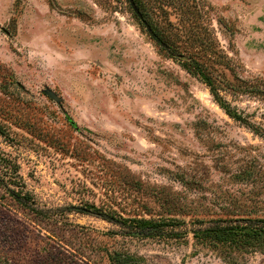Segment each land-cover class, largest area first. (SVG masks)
I'll list each match as a JSON object with an SVG mask.
<instances>
[{"label": "rangeland", "instance_id": "1", "mask_svg": "<svg viewBox=\"0 0 264 264\" xmlns=\"http://www.w3.org/2000/svg\"><path fill=\"white\" fill-rule=\"evenodd\" d=\"M138 2L167 47L129 0H0V152L41 208L175 218L168 231L183 236L124 235L76 212L32 221L0 187V264H111L114 250L141 264H264V243L193 235L215 220L264 226V134L179 62L264 79V0ZM226 96L264 128L263 98Z\"/></svg>", "mask_w": 264, "mask_h": 264}, {"label": "trees", "instance_id": "2", "mask_svg": "<svg viewBox=\"0 0 264 264\" xmlns=\"http://www.w3.org/2000/svg\"><path fill=\"white\" fill-rule=\"evenodd\" d=\"M138 1L139 0H135L137 5H139ZM171 50L175 51V48L171 46ZM179 62L189 73L200 78L208 85L215 100L225 109L230 117L256 133L264 134V128L260 124L252 121L249 115L239 110L226 96L227 93L233 97L247 94L264 99V79H243L238 76L235 77L234 81L219 79L209 71L208 67L204 66V64L193 55L188 60L179 59ZM0 167L2 168V171H0V187L5 191L3 197L9 204H12L17 209H22L24 213L30 215L32 221L37 220L39 222L50 223L51 220H54L53 214L55 213L61 212L63 216H66V214L76 212L98 216L117 224L124 229V235L141 238L183 236V233L179 230L168 231V228L179 227L183 224V221H177L175 218H148L137 215L123 216L117 211L105 209L97 206L95 203H89L88 201L82 205H70L58 211L41 208L37 204L36 197L25 189V184L19 177L20 175L17 167L14 168L9 159L1 152ZM252 222L253 220H250V223ZM250 223L235 224L230 222L222 223L221 220L208 221L205 226L195 228L192 232L194 237L198 239L224 242L240 247H244L248 244L252 245L255 242L264 243V226H256ZM107 257L111 264H141L142 262L141 257L118 250L108 252Z\"/></svg>", "mask_w": 264, "mask_h": 264}, {"label": "water", "instance_id": "3", "mask_svg": "<svg viewBox=\"0 0 264 264\" xmlns=\"http://www.w3.org/2000/svg\"><path fill=\"white\" fill-rule=\"evenodd\" d=\"M134 12L137 14V16L143 21V23L146 25V28L148 29V32L150 33V35L152 36V38L159 43L162 46L167 47V44L157 35V33L154 31V29L152 28V26L143 18V14L140 10V8L138 7L137 3L135 2V0H129Z\"/></svg>", "mask_w": 264, "mask_h": 264}]
</instances>
